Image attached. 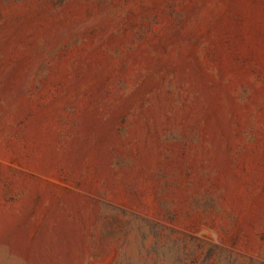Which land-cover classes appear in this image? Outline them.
Instances as JSON below:
<instances>
[{"label": "rangeland", "instance_id": "374dc122", "mask_svg": "<svg viewBox=\"0 0 264 264\" xmlns=\"http://www.w3.org/2000/svg\"><path fill=\"white\" fill-rule=\"evenodd\" d=\"M0 264H264V0H0Z\"/></svg>", "mask_w": 264, "mask_h": 264}]
</instances>
